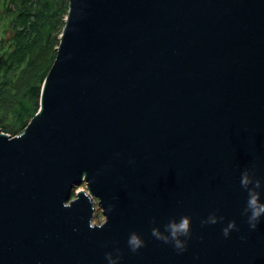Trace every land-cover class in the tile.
Returning a JSON list of instances; mask_svg holds the SVG:
<instances>
[{
  "label": "water",
  "instance_id": "95a60500",
  "mask_svg": "<svg viewBox=\"0 0 264 264\" xmlns=\"http://www.w3.org/2000/svg\"><path fill=\"white\" fill-rule=\"evenodd\" d=\"M55 50L0 130V264H264V0H68ZM182 217L185 251L152 236Z\"/></svg>",
  "mask_w": 264,
  "mask_h": 264
},
{
  "label": "trees",
  "instance_id": "16d2710c",
  "mask_svg": "<svg viewBox=\"0 0 264 264\" xmlns=\"http://www.w3.org/2000/svg\"><path fill=\"white\" fill-rule=\"evenodd\" d=\"M68 0H0V130L19 136L39 108Z\"/></svg>",
  "mask_w": 264,
  "mask_h": 264
},
{
  "label": "clouds",
  "instance_id": "9594fccd",
  "mask_svg": "<svg viewBox=\"0 0 264 264\" xmlns=\"http://www.w3.org/2000/svg\"><path fill=\"white\" fill-rule=\"evenodd\" d=\"M240 185L247 191L246 205L243 209L242 215L250 213V215H248L247 222L250 228L255 229L260 217L264 215V203L260 201V192L257 191L261 188V181L260 179L255 178L254 172L250 176L249 173L245 171L241 174ZM249 185H251V187H249ZM189 221V217H182L178 224L169 222L166 228L170 231L171 241L169 237L161 236L160 233L154 228L151 230V234L156 239L161 240L164 243L174 242L173 244L175 249L183 252L186 250L187 240L184 243H181L177 237L183 235L188 238L190 236ZM228 227H234V222H231ZM223 234L225 237H227V228L223 229ZM128 245L132 252H136L139 248L144 246V241L136 233H132L128 239ZM106 257H110V254H106ZM117 259H119V256ZM112 264H116V261H112Z\"/></svg>",
  "mask_w": 264,
  "mask_h": 264
},
{
  "label": "rangeland",
  "instance_id": "374dc122",
  "mask_svg": "<svg viewBox=\"0 0 264 264\" xmlns=\"http://www.w3.org/2000/svg\"><path fill=\"white\" fill-rule=\"evenodd\" d=\"M82 187H83V186H82ZM82 187H81V188H82ZM94 202H95L96 204H95V216H94V219H93V223H94V224H101V223H103V222L105 221V219H104V217L102 216L101 211H100V209H99V207H98V205H97V200L94 199Z\"/></svg>",
  "mask_w": 264,
  "mask_h": 264
}]
</instances>
